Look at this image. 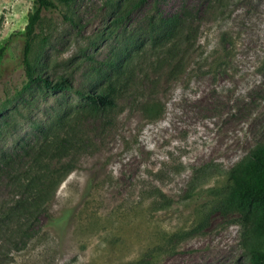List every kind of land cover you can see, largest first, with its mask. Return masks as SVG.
Here are the masks:
<instances>
[{"label":"rangeland","instance_id":"1","mask_svg":"<svg viewBox=\"0 0 264 264\" xmlns=\"http://www.w3.org/2000/svg\"><path fill=\"white\" fill-rule=\"evenodd\" d=\"M55 1L28 54L36 74L67 78L53 89L22 60L34 0H0V218L16 197L2 161L26 160L43 133L68 125L89 146L37 234L19 248L0 237V264H250L264 236L229 174L264 143V0H159L196 28L179 70L151 64L145 5L126 14L134 0ZM98 85L117 89L115 106L81 94Z\"/></svg>","mask_w":264,"mask_h":264},{"label":"trees","instance_id":"2","mask_svg":"<svg viewBox=\"0 0 264 264\" xmlns=\"http://www.w3.org/2000/svg\"><path fill=\"white\" fill-rule=\"evenodd\" d=\"M68 3L71 0H59ZM159 0H134L128 5L126 14L141 7V33L153 56L151 64L160 67L163 63L174 70L177 63L181 69L187 49L194 46L196 35L190 14L180 9L170 14L163 13L158 7ZM58 9L55 0H34L33 12L29 15L25 26V42L23 46V64L29 79L38 82L45 88H62L69 83L61 76L55 82L35 73L28 54L36 24L41 18L42 10ZM142 37V38H143ZM5 47L0 46V60ZM94 92L84 94L93 105L113 107L116 105L117 89L111 86H94ZM80 93L79 90H76ZM82 113V119L87 118ZM88 139L81 130L73 125L61 132H45L34 143L27 159L24 161H2L5 174L15 188V196L10 204L4 207L0 220L14 222L13 227L0 224V237L4 241L15 244L19 248L37 234L44 222L42 215L50 217L48 203L55 194L62 180L76 166L77 155L89 146ZM231 192L240 202L252 206L256 210L253 229L256 235L264 236V143L258 145L249 157L237 169L230 172ZM19 245V246H18ZM250 264H264V251L253 250Z\"/></svg>","mask_w":264,"mask_h":264}]
</instances>
